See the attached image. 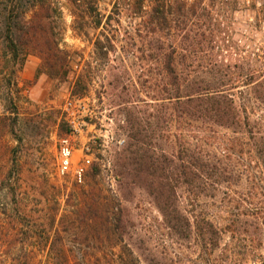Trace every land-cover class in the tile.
I'll return each instance as SVG.
<instances>
[{
    "label": "rangeland",
    "instance_id": "obj_1",
    "mask_svg": "<svg viewBox=\"0 0 264 264\" xmlns=\"http://www.w3.org/2000/svg\"><path fill=\"white\" fill-rule=\"evenodd\" d=\"M55 5L59 48L69 57L67 77L41 73L34 79L40 64L36 55L14 66L0 48V264L64 262L48 254L54 239L60 247L72 248L73 253L66 251L71 264H146L142 257L149 252L160 264H264V177L247 127H215L213 137L204 140L196 134L203 140L197 142L202 153L215 156L210 176L216 175L209 179L204 174L202 182L189 188L185 214L190 238L176 239L141 188L131 187L120 198L113 167L115 153L127 142L125 101L155 114L159 98L163 74L146 14L124 0H95L100 24L94 25L86 13L77 17L80 26L74 24L68 0H55ZM201 8L195 17H187L186 10L177 15V27L169 34L176 36L177 60L182 62L185 54L190 74L222 83L243 123L247 116L264 122V105L247 85L249 67L264 74V0H202ZM69 102L80 135H72L67 123ZM161 127L160 147L170 153L174 125L166 117ZM62 138H68L72 153L70 170L63 173L58 158ZM77 166L83 168L80 181L74 174ZM90 185L109 202L100 212L109 206L116 211L120 204L130 220L122 241L103 228L60 225L63 214L83 206L76 194ZM203 220L212 222V233ZM77 247L88 251L82 255L88 259L80 262Z\"/></svg>",
    "mask_w": 264,
    "mask_h": 264
},
{
    "label": "trees",
    "instance_id": "obj_2",
    "mask_svg": "<svg viewBox=\"0 0 264 264\" xmlns=\"http://www.w3.org/2000/svg\"><path fill=\"white\" fill-rule=\"evenodd\" d=\"M68 1L74 11V24L81 26V23L77 22V17L86 13L91 18L94 17V25L100 24L101 20L94 14L92 7L95 0ZM124 1L128 6L137 8L139 11L137 13L146 14L145 26L156 39V58L163 76L158 90L159 98L156 99L155 114L139 111L130 101H125L127 104L123 106L125 114L123 127L127 134V142L115 153L113 163L119 183L118 193L121 199H125L130 194L131 187L141 188L150 197L163 223L174 237L185 241L191 234V222L185 214L186 193L189 188H195L196 182H202L205 175H208L209 179L216 175L210 176L216 169L213 162L215 156L210 157L202 153L197 144L200 138L196 134H202L204 140L213 137L215 127L237 131L244 125L247 127L250 144L264 177V122L252 121L247 116L243 123L239 108L222 83L218 84L213 78L190 74L187 64L184 63L185 54H181L182 62L177 60L179 46L175 40L176 36L169 34L177 27V15H180L181 11L186 10L187 17H195L199 15L197 7L204 10L201 8L202 0H194L199 1L198 4H188L185 0ZM145 6H148L147 10H144ZM28 11L30 14L27 15ZM59 14L55 0H0V48L10 55L9 60L14 66L21 65L27 55H36L40 59V64L34 79L41 73H46L52 78L67 77L69 57L59 48L55 32V17ZM247 77V85L250 86L253 98L264 105V74L249 67ZM166 117L173 123L176 131L174 147L170 153L165 152L159 143L161 124ZM193 138L195 140L190 143L189 139ZM212 184H217V181H213ZM76 196L80 198L83 206L74 212L63 214L59 219L60 225L66 221L71 226L76 222L82 229L91 226L97 232L103 228L106 235L113 234L122 241L124 230L129 226L130 220L126 218V214L122 215V210H119L120 204L117 205L116 211L109 206V210L103 209V212H100L99 210L109 202L105 201L106 197L97 194L95 187L91 185L88 189L79 188ZM53 222L54 219L50 224ZM202 223L207 233L213 232L212 222L203 220ZM262 225L264 226V222ZM45 232L43 229L42 233ZM54 233L59 236L57 229ZM48 235L49 232L47 237H44L45 242L47 238L49 240ZM55 244V239L50 242L48 254H55L65 261H56L52 264H71L66 251L73 253L72 248L66 250L57 244L56 247ZM76 249L74 253H80V262L88 259L85 257L88 251L84 247ZM142 258L146 264L161 263L150 252ZM95 260L100 261L98 258ZM81 264L96 263L84 260Z\"/></svg>",
    "mask_w": 264,
    "mask_h": 264
},
{
    "label": "built area",
    "instance_id": "obj_3",
    "mask_svg": "<svg viewBox=\"0 0 264 264\" xmlns=\"http://www.w3.org/2000/svg\"><path fill=\"white\" fill-rule=\"evenodd\" d=\"M70 106H71V103L69 102L67 106L65 107L66 112L68 114L67 123L69 125L70 132L72 135H80L82 132V127L74 119L73 112L70 113L69 111L71 110ZM71 154H72L71 145H70L68 138H62L59 142V150H58L59 166H60V171L62 173L70 170V166L72 163ZM74 174L77 177L78 181H80L82 174H83V168L80 166H77L74 169Z\"/></svg>",
    "mask_w": 264,
    "mask_h": 264
}]
</instances>
